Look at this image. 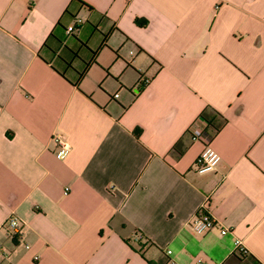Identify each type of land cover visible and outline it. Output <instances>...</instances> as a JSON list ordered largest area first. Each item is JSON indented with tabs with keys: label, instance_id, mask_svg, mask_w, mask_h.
Returning <instances> with one entry per match:
<instances>
[{
	"label": "crops",
	"instance_id": "1",
	"mask_svg": "<svg viewBox=\"0 0 264 264\" xmlns=\"http://www.w3.org/2000/svg\"><path fill=\"white\" fill-rule=\"evenodd\" d=\"M168 259L264 264V0H0V264Z\"/></svg>",
	"mask_w": 264,
	"mask_h": 264
},
{
	"label": "built area",
	"instance_id": "2",
	"mask_svg": "<svg viewBox=\"0 0 264 264\" xmlns=\"http://www.w3.org/2000/svg\"><path fill=\"white\" fill-rule=\"evenodd\" d=\"M72 31V27H67L65 30L66 34H69ZM147 81H144V83ZM117 94H113L112 98L115 99ZM187 134L193 142L200 143L202 148L200 154L198 155L193 169L197 174H203L213 170L219 161L218 155L211 148V136L208 135L204 128L199 126L195 121L188 125ZM50 142L58 149L57 156L62 158L65 153L68 151L69 146L63 136L59 134L52 135ZM209 202L207 198H204L192 218L188 222L190 230L194 234H201L205 231H208L214 227H217V222L213 217L208 213ZM3 226L8 231L9 236L13 238H18L20 236L19 222L11 216H8L3 222ZM227 229L219 228V234L224 235L227 233ZM138 239L135 238L134 241ZM242 251V250H241ZM169 250L165 251V254L168 255ZM165 264H173L169 259ZM196 264H202L200 259L196 260Z\"/></svg>",
	"mask_w": 264,
	"mask_h": 264
},
{
	"label": "trees",
	"instance_id": "3",
	"mask_svg": "<svg viewBox=\"0 0 264 264\" xmlns=\"http://www.w3.org/2000/svg\"><path fill=\"white\" fill-rule=\"evenodd\" d=\"M202 118V117H201Z\"/></svg>",
	"mask_w": 264,
	"mask_h": 264
}]
</instances>
